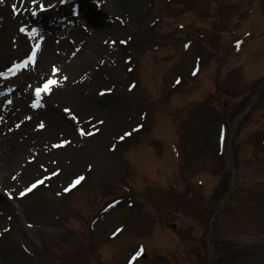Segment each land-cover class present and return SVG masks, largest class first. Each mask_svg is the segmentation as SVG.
I'll list each match as a JSON object with an SVG mask.
<instances>
[{
	"label": "rangeland",
	"instance_id": "374dc122",
	"mask_svg": "<svg viewBox=\"0 0 264 264\" xmlns=\"http://www.w3.org/2000/svg\"><path fill=\"white\" fill-rule=\"evenodd\" d=\"M222 1L226 2L218 13L217 5L207 8L206 0H115L116 8L103 5L111 22L99 10L97 20L105 23L104 30L82 21L67 26L64 35L47 31L55 34L48 38L39 36L44 32L19 31L25 26L23 15L27 18L35 5L17 18L11 8L21 1L0 3V70L13 59L26 60L39 41L30 66L36 70L35 80L28 84L25 78L21 83L18 73L5 82L17 87L19 95L25 90L23 104L31 106L35 88L49 77L57 81L47 93L38 94L42 106L32 112V120L21 121V113L11 119L0 114V142L17 145L12 159L1 157L8 156L6 177L11 184L0 183V264H87L97 262L95 257L98 264H128L139 249L146 256L132 264H205L207 232L206 264H264V183L253 185L264 180V151L254 166L252 153L240 145L264 126V88L254 100L264 80V0ZM257 25L260 31L254 40L242 38L245 28ZM218 28L222 34L216 33ZM223 34L229 35L222 41L217 88L224 95L217 102L205 99L192 105L200 88L214 90L216 48L210 42ZM91 44L93 56L78 60ZM157 44H164L171 55H149V48ZM231 44L240 45L239 49ZM95 45L114 50L119 69L108 67L106 60L112 58L96 51ZM141 54L146 56L140 59ZM243 58L250 62H242ZM13 90L1 98L3 109L10 105L7 101L20 99ZM223 97L224 111L217 109ZM251 101L248 112L230 129ZM46 106L48 111H43ZM223 122L229 128L223 127L221 148L218 133ZM125 132L130 134L124 136ZM61 140L67 143L60 145ZM131 143H137L133 153L153 150L151 156H159L151 157L150 168L142 174L136 171L135 176L123 159L131 152L124 151V157L117 153L120 144ZM226 149L238 166L240 186L235 197L239 204L247 201V206L229 205V198L208 229L210 216L231 182ZM76 176L83 177L79 191H63ZM37 179L42 181L37 188L18 195ZM125 182L138 187L142 196L126 188ZM170 185L172 194L164 190ZM81 192L84 198L78 196ZM100 198L93 209V201ZM140 200L146 203L141 210ZM172 223L175 227L169 226ZM117 228L121 231L113 236ZM103 245L111 247L104 259L99 254Z\"/></svg>",
	"mask_w": 264,
	"mask_h": 264
},
{
	"label": "bare ground",
	"instance_id": "6f19581e",
	"mask_svg": "<svg viewBox=\"0 0 264 264\" xmlns=\"http://www.w3.org/2000/svg\"><path fill=\"white\" fill-rule=\"evenodd\" d=\"M19 1H21V3H19V6L17 8L15 7V11H13L17 15H19L26 7H32L34 5H35V7H38L41 4H43L44 7H47L54 0H35V3H30L29 0H19ZM101 1L105 2V4L107 6H109V7H111V8H116L118 6V4L116 5L115 0H101ZM107 1L108 2H111V4L110 3H107ZM55 7H56V5H55ZM86 7H87V10H88V13H89L88 19L89 20H92V19L95 18V20H93L94 21L95 28L98 29V31H102V30H104V28H107L104 22L99 23V21L97 20V14H96V12L91 11V5L90 4H87ZM32 8H34V7H32ZM52 12H54V11H52ZM49 15H50V13H48L45 16H49ZM49 18H50V24L48 23L49 26H47V29H49V30H57L58 27H57L56 21L52 19V16H49ZM92 41H94V40H92ZM93 47H94L93 44H91V46L83 54H81L80 56H78L77 59L78 60L79 59L80 60H83V59L91 58L93 56V51H94V48ZM119 49H121V48H119ZM95 50L101 52L105 56L108 55V56H110V58H112L111 61L109 59L106 60V65L108 67L116 68L114 70L119 69L120 65H119V62L117 60V55H114V50H111L110 52H108L106 50V47L103 46V47L100 48V47H97L96 45H95ZM35 72L36 71L28 72L26 75L23 76V79L26 78L27 81H31L33 79L35 80V78H36V76L34 75ZM63 73H65V72L62 71L61 74H63ZM48 109L49 108L46 106V108L43 111H48ZM43 114H45V113H43ZM82 114H84V112H82ZM33 118H31V120ZM27 129L28 128H26V130ZM26 130H25V132H23L24 134L26 133ZM29 133L30 134H33L31 131ZM12 140L13 139H11V141ZM5 141H7V140H5ZM5 141H2V142H5ZM2 142H0V153H2V155H0V183H8V184H11V182L6 177V171H7L6 170V164H7L8 156L5 157V158H3V159L1 157L2 156H5V155H9V157L12 159L13 158V155L15 153V150L17 149L16 148L17 145L15 144L13 146L14 143L11 145L10 144V141L5 142L4 144ZM27 203H25V205H24L25 206V209H28V207L26 206ZM0 204H1V201H0ZM27 205L30 207V204L29 203Z\"/></svg>",
	"mask_w": 264,
	"mask_h": 264
},
{
	"label": "snow or ice",
	"instance_id": "6c2138e0",
	"mask_svg": "<svg viewBox=\"0 0 264 264\" xmlns=\"http://www.w3.org/2000/svg\"><path fill=\"white\" fill-rule=\"evenodd\" d=\"M2 2H3V0H0V3H2ZM29 2H30V3H35V0H29ZM59 2H60V3H64L65 0H59ZM40 7H41V9H43V8H44V5L41 4ZM13 11H15V8H13ZM32 14H33V15H36L35 12H33ZM19 31H20V32H24V31H25L24 27H20ZM35 33H36V29L33 28V29L31 30V33H30V34L34 35ZM121 43H123V41H121ZM38 45H39V41H37V43L34 44V45L32 46V51H31V53H29L28 56H27V59H28L29 61H32V60H33V57H34V54H35L36 51H37V47H38ZM185 47L187 48L188 45L185 44ZM21 63H23V61H21ZM15 66H16V65H13V67H15ZM57 71H58V69H56L55 66H53V67H52V72H53V73H56ZM61 79H65V77H61ZM177 82H178V81H177ZM56 83H57V81H56L55 79H53L52 77H49L47 80L43 81V83H42L39 87L35 88L34 91H35L37 94H39L41 91L47 93V92L50 90V85H54V84H56ZM133 86H134V85H129L130 88L133 87ZM103 92H104V90H101V94H103ZM32 106H33V107L36 106V102H35V101L33 102V105H32ZM41 106H42V105H41ZM64 111H65V112H69L68 109H64ZM69 115H71V113H69ZM73 118H75V117H73ZM101 123H102V122H101ZM42 126H43L42 124H41V125H37V127H42ZM139 127H141V126H140V125H136V128H139ZM77 130H78V131H81L80 129H77ZM129 134H130V133L125 132V133H124V136H128ZM118 139H123V137H118ZM59 143H60V145H62V144H64V143H67V141L61 140ZM55 146H57V145H54V147H55ZM57 171H59V170H57ZM55 174H56L55 172L50 173V175H55ZM82 179H83L82 176H76V177L71 181V183H69V184L67 185V187H65V188L63 189V191H65V192L69 191L74 185H76V184H77L80 180H82ZM41 182H42L41 180H35V182H34L33 184H31V185H29L28 187L24 188L22 191H20V192L18 193V195H20V196L25 195V193L29 192L33 187H35V185H38V184H40ZM114 203H115V202H114ZM120 231H121V229H120V228H117L116 231L112 233V235L114 236V235H116V233H118V232H120ZM140 255H141V251H140V250H136V251H134L133 254H132V256L128 259V264H132V261H133L135 258L139 257Z\"/></svg>",
	"mask_w": 264,
	"mask_h": 264
}]
</instances>
